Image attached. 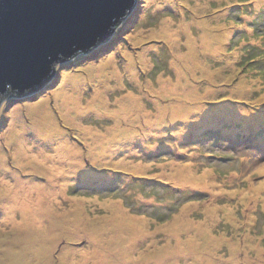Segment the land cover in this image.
Returning a JSON list of instances; mask_svg holds the SVG:
<instances>
[{"label": "rangeland", "instance_id": "obj_1", "mask_svg": "<svg viewBox=\"0 0 264 264\" xmlns=\"http://www.w3.org/2000/svg\"><path fill=\"white\" fill-rule=\"evenodd\" d=\"M137 1L115 46L59 65L42 92L1 103L0 264H76L86 253L82 264H107L104 252L120 257L110 264H147L187 239L200 259L264 264L253 255L264 254V0ZM211 30L218 50L200 40ZM190 39L200 70L176 56ZM174 63L190 95L161 90L179 81ZM73 94L78 112L66 109ZM129 97L142 106L124 118ZM18 142L29 149L25 162ZM19 180L52 190L53 212L10 220L4 195L23 191Z\"/></svg>", "mask_w": 264, "mask_h": 264}, {"label": "water", "instance_id": "obj_2", "mask_svg": "<svg viewBox=\"0 0 264 264\" xmlns=\"http://www.w3.org/2000/svg\"><path fill=\"white\" fill-rule=\"evenodd\" d=\"M137 2L0 0V105L37 94L59 65L109 42Z\"/></svg>", "mask_w": 264, "mask_h": 264}, {"label": "bare ground", "instance_id": "obj_3", "mask_svg": "<svg viewBox=\"0 0 264 264\" xmlns=\"http://www.w3.org/2000/svg\"><path fill=\"white\" fill-rule=\"evenodd\" d=\"M169 29H167V28L163 29L162 32L168 34ZM187 29H188V26H187ZM213 32L214 31L211 30V34H204L202 36V38L200 39V40H202V42L204 44L203 47H209L208 50L212 49L213 46L215 45V44H213V40H214L213 36H212ZM174 37H175V33H170L168 38H171V40L173 41ZM196 43H198V41H194V40L190 39L189 45H188L189 52L183 53L180 50H178L176 56H178L177 58L179 60H181L184 65L187 63V64L195 67L196 68L195 70H200L199 68H197V65L200 66L201 62L198 60V58L196 56V50H197L196 49ZM214 49L218 50L220 48H217V46L215 45ZM182 68L183 67L180 68V66L178 67L177 65L175 66V71L177 73V76L179 77V81H178L177 85L174 86L170 82H167V81L161 82L162 83L161 90L163 92H165L167 94L180 93V95H185V94L190 95L191 93H193L192 87L190 89L183 91V83H189V82L187 81L188 77L186 76V74ZM191 71H193V70L191 69ZM203 73L209 74V71L205 68ZM73 93L75 94V91ZM79 98H80L79 95L78 96L74 95L72 98H70L66 102L67 111L78 112L81 110L80 106L78 105ZM120 106H121L122 110L119 112V114H121L125 118L126 115L128 113H130L131 111L136 110V112H137V110H139V108H141L142 105L134 97H129L128 99L124 100L120 104ZM48 123L49 122L46 120L45 123L43 122V125L50 127ZM17 146H18L17 148H19L17 151L18 162H25L26 161V154H27V152H29V149L28 148L26 149L22 142H18ZM0 167L2 168L3 164L0 165ZM17 185L23 191H16V192H14L13 195H8V194L4 195V197H6L5 198L6 204H7L6 209L8 210V213H10V220L16 221L17 220L16 218L19 215L21 218L23 217L24 219H27L28 221L36 222L38 220L37 217H39V216L40 217H45V216L47 217V214H51L53 212L54 205L56 204V200H54L52 197V193H53L52 190L50 191L51 194H47L46 193L47 189L45 187H43L42 185L34 186L31 183L21 182L20 180L17 182ZM32 188H35V189L32 191ZM11 192H12V190L10 189L9 186L7 188H5V194L11 193ZM63 193H64V190H62L60 188L59 195L63 196ZM33 194H34V196H32ZM0 195H1V193H0ZM73 217H75V218L78 217V220H81V214L78 215V212ZM112 221L113 220L111 217L110 221H107L105 226L102 227V229H101L102 234H105L106 232L108 233L111 230L109 225ZM174 225H176V223H174ZM175 227L176 226L169 228V231H174V229H176ZM70 228L78 231V224H76L74 226H70ZM194 231H198V229L195 227ZM195 237L197 238L196 239L197 242H199V240L202 239L201 236H199V233H196ZM176 241L178 242L179 245L183 244V242L180 240H175V243L174 242L172 243V240H171V242L169 241V244H167L165 246V248L167 250L164 253V255H162L161 257H158V258H151L150 262H146V263L147 264H181L182 259H186V262H189V261H187L188 258H192L191 259L192 261L190 262V264H216L217 263V259H216L215 255H213L211 253L208 254V257L206 259L205 258L200 259L198 257L200 249H197V250L195 249V251H194V249L192 248L194 245L198 246V244L193 243L191 239L186 240V245H182L183 248H181L176 243ZM93 242L95 243L96 241H93ZM99 242H101V241H99ZM95 244H97V246H102V247L108 246V245L109 246L114 245V243H111V242H110V244L109 243H105V244L95 243ZM123 244H120V245L122 246ZM199 245H200V242H199ZM125 246L127 248H131L129 246V242L125 243ZM229 246H230V257L233 261H236L237 257L239 256L240 244L238 242L231 241ZM188 249H191V250L188 251ZM198 250H199V252H198ZM258 251L259 252H257V253L253 252L254 257H256V259H260V260L264 259L263 250L259 248ZM114 252H115V250H114ZM94 253H96V251ZM104 254H105L104 256L101 254L100 259H102L103 262L106 261L105 263H107V264H110L113 262L112 259L114 257V254H115L116 258H120V257H118V255L116 253H113V252L111 254L104 252ZM172 254L176 255L178 260L175 257L172 262H169L170 259H168V256L172 255ZM86 257H87V253L80 255L78 257L79 261L76 264H82L86 260ZM123 259H126V258L123 257ZM129 259L130 258H127L128 262H129ZM70 260L71 259H69L68 261H70ZM68 263L72 264V262H68ZM235 263L238 264L237 262H235Z\"/></svg>", "mask_w": 264, "mask_h": 264}, {"label": "trees", "instance_id": "obj_4", "mask_svg": "<svg viewBox=\"0 0 264 264\" xmlns=\"http://www.w3.org/2000/svg\"><path fill=\"white\" fill-rule=\"evenodd\" d=\"M116 35H117V34H115V35L113 36V38H112L109 42H107L106 44L100 46L101 48L99 47V49L96 50V53H100V54H102L105 50H108V49H110L112 46H115V42H116L117 40H119L118 37H116ZM90 55H91V54H90ZM58 70H59V67H58V69H57L56 75H54V77H53L52 80L49 82V84L46 85L45 87H42L41 90H40L39 92H42L43 89L45 90V88H49L50 86H52V85L54 84L55 79H57V77H58V76H57ZM223 96H224V94H223ZM26 99H27V98H26ZM16 100H20V99H16ZM21 100H23V99H21Z\"/></svg>", "mask_w": 264, "mask_h": 264}]
</instances>
